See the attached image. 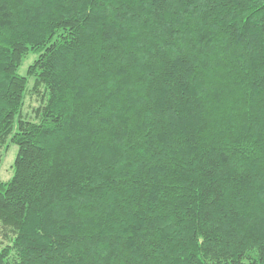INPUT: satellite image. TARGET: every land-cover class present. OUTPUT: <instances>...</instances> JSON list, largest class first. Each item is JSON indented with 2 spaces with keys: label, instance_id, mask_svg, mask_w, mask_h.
I'll return each mask as SVG.
<instances>
[{
  "label": "trees",
  "instance_id": "obj_1",
  "mask_svg": "<svg viewBox=\"0 0 264 264\" xmlns=\"http://www.w3.org/2000/svg\"><path fill=\"white\" fill-rule=\"evenodd\" d=\"M8 143L0 264H264V0H0Z\"/></svg>",
  "mask_w": 264,
  "mask_h": 264
},
{
  "label": "rangeland",
  "instance_id": "obj_2",
  "mask_svg": "<svg viewBox=\"0 0 264 264\" xmlns=\"http://www.w3.org/2000/svg\"><path fill=\"white\" fill-rule=\"evenodd\" d=\"M34 56H28L23 65L19 69L20 75H25L27 66L32 62ZM31 99H27L26 107L32 106L34 103L30 102ZM17 147L14 144L8 143L5 148L0 150V181H7L12 177V165L16 158Z\"/></svg>",
  "mask_w": 264,
  "mask_h": 264
}]
</instances>
